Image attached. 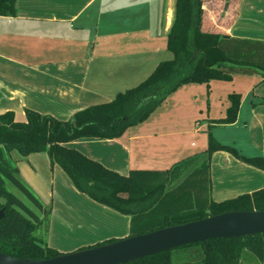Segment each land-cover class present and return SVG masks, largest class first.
Masks as SVG:
<instances>
[{"label":"crops","instance_id":"1","mask_svg":"<svg viewBox=\"0 0 264 264\" xmlns=\"http://www.w3.org/2000/svg\"><path fill=\"white\" fill-rule=\"evenodd\" d=\"M176 1L16 0L17 15L0 16V115L11 112L17 122H26V111L31 110L68 121L77 112L111 102L109 97L118 91L138 85L156 68L158 57L171 53L168 39L175 20ZM262 2L240 1L237 16L227 27L230 36L264 41ZM246 8L250 18L256 15L250 20L253 24L247 32L241 27ZM237 75L259 82L264 77L263 74ZM210 86H182L167 99L173 101L171 110L158 114L157 118L152 117L156 112L153 113L145 123L129 128L119 139L81 138L69 146L121 175H128L132 170H168L194 156L201 160L200 155L181 147L180 137L202 131L208 137H204L205 154L199 163L209 161L211 195L215 175L226 181L219 195L238 197L263 189L264 170L242 162L227 151H216L208 158L206 150L212 136L223 146L239 147L243 155L237 152L241 156L264 157V89L250 88L244 94L235 123L218 124L215 121L226 117L230 105L226 106L224 116L212 118L213 108L220 99H197L200 93L210 95ZM203 105L208 113L205 120L201 119ZM222 131H228L226 137L230 139L223 137ZM191 148L196 145L191 143ZM14 152L10 157L16 167ZM41 154L50 163L48 155ZM18 157L25 158L20 154ZM55 167L60 170L56 180L61 190L88 197L76 190L59 165ZM26 177L21 174L24 182L35 190ZM125 216L129 223L119 227L121 232L117 229L115 234L98 240L129 237L131 218ZM51 231L53 225L47 236Z\"/></svg>","mask_w":264,"mask_h":264},{"label":"trees","instance_id":"2","mask_svg":"<svg viewBox=\"0 0 264 264\" xmlns=\"http://www.w3.org/2000/svg\"><path fill=\"white\" fill-rule=\"evenodd\" d=\"M241 0H177L175 20L168 39L173 59L157 65L138 86L117 94L108 103L77 112L61 121L50 115L26 111V122L11 112L0 115V252L24 259H50L60 255L45 244L50 210L24 182L10 154L22 157L46 153L51 168L59 165L76 190L98 204L130 216V235H143L166 227L203 220L232 211H264V188L222 202L211 198L209 161L196 166L199 157L187 158L168 170H132L121 175L69 144L77 139L113 140L134 126L145 123L179 88L187 84L210 85L230 81L233 74L264 76V41L235 38L227 27L238 14ZM16 0H0V16H16ZM231 105L218 124L237 121L241 100ZM264 103V98L262 100ZM227 151L242 162L264 170V157L247 158L209 136L208 158ZM15 187L25 201L8 190ZM45 228L42 235L38 234ZM118 241L112 239L106 243ZM204 257L198 264H240L248 254L264 261V234L201 243ZM178 250V249H176ZM174 250L128 264H173Z\"/></svg>","mask_w":264,"mask_h":264},{"label":"rangeland","instance_id":"3","mask_svg":"<svg viewBox=\"0 0 264 264\" xmlns=\"http://www.w3.org/2000/svg\"><path fill=\"white\" fill-rule=\"evenodd\" d=\"M262 3L264 6V0ZM243 14L244 20L242 21L241 27L243 31L247 32L249 31L248 26H250V24H253L250 23V20L255 19L256 15L252 16L254 18H250L248 8L244 10ZM262 19H264V14H262ZM166 55L167 57L165 55L161 58L158 57L155 61L156 65L163 61H169L173 59L172 53ZM151 74L152 73H150L148 77ZM148 77L144 78L140 83L145 81ZM210 85L212 93H210V95L207 94V96L206 94L200 93L199 95H197V99H220L218 106L213 108L211 115L212 118L219 119L221 118V116H224L226 106L231 105V101L229 102L228 100V98L230 97L228 96L229 94L239 95L240 100L242 102V99H244V94H246V92L250 88H259L258 90H260L262 87V90L264 89V77H262V82H259V80H254L248 76L233 74L232 80L230 81H213L210 83ZM126 90L128 89L118 91L115 96H111L109 97V99L114 100L117 94L123 93ZM191 99H193V97H191ZM172 104L173 101L167 100V102L155 109L153 113H156L152 117L157 118L159 116L158 114H161L164 111L165 113H167L169 110H171ZM202 113L204 114V116H202L201 119L205 120V118H207L206 115L208 113L206 110V106L204 105L202 108ZM230 131L233 133V130ZM234 131L238 130L234 129ZM228 134V131H222L223 137H226ZM205 135H207L208 137V133L205 134V132L199 131L196 134H183L180 137L181 147L185 146L188 148V150L193 152V154L200 155L201 160L196 163L197 165H199V162L204 159L205 151L203 148L206 145L204 140ZM226 138L230 139V137ZM239 139L233 138L232 140ZM191 143H194V145H196V148H191ZM239 146L242 147L241 145ZM234 148L240 153L239 147ZM17 153L14 152V155L16 156L15 163L16 168L19 171V175L21 176L22 174L24 176H27L26 179L29 180V182L33 184L35 188L34 190L32 187H30L32 191L40 198V200L44 203L45 207L50 210L49 227L53 225V231L49 232L47 240L45 241V244L47 243V246L49 248L60 252V254H70L79 250L97 247L99 244L105 242L99 241L98 239L100 237L109 234H115L119 227L124 226V223H129V220H126L125 215V217L122 215L120 216L114 210H106L103 205L98 203L96 204V202L90 200L89 197L77 196L72 192L66 191V189H64V191L61 190L62 187L59 185V182L57 183L58 180H56V177L58 175H61L59 173L60 170L57 167L53 168L52 170L51 164L49 163L48 158L45 154H38V156H30L25 157L23 159H19ZM240 154L243 155V153ZM61 171H63L62 173H64L65 177L69 180V182L72 183V181L64 172V170L62 169ZM29 175L34 178L33 181H31ZM224 180L225 179L220 177V175H215V180L213 184L214 190L211 197L217 202L235 198V195H230L229 197L227 195H219L220 191H222L221 189L225 187L224 184L226 183V181ZM7 187L10 192L17 195L20 199L25 201L30 207L33 208V206L30 205V203L22 196V194L15 187L11 186L10 184H8ZM214 196H216L217 199H215ZM90 229L92 230L90 231ZM44 231L45 228L43 227V229H41L38 234L41 233L40 235H42V232L44 233ZM77 233L78 235H76ZM203 257L204 250L200 246L194 245L191 248L185 250L175 249L173 252V264H198ZM240 264H264V261L258 259L252 254H248L247 256H245L244 259H242Z\"/></svg>","mask_w":264,"mask_h":264},{"label":"water","instance_id":"4","mask_svg":"<svg viewBox=\"0 0 264 264\" xmlns=\"http://www.w3.org/2000/svg\"><path fill=\"white\" fill-rule=\"evenodd\" d=\"M4 209L0 210V219ZM264 234V211H232L203 220L166 227L50 259H24L0 252V264H128L142 258L209 241Z\"/></svg>","mask_w":264,"mask_h":264}]
</instances>
